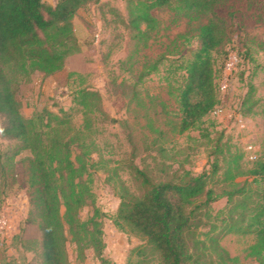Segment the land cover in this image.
<instances>
[{
	"label": "trees",
	"instance_id": "trees-1",
	"mask_svg": "<svg viewBox=\"0 0 264 264\" xmlns=\"http://www.w3.org/2000/svg\"><path fill=\"white\" fill-rule=\"evenodd\" d=\"M100 1L59 0L49 5L43 0H0L1 136L17 143L14 156L31 154V202L39 210L41 263L71 264V242L78 261L84 262L92 250L100 264H114L104 255L108 216L93 186L94 175L103 171L115 182L120 199L116 225L145 242L132 251L135 261L129 264H264V157L245 166L243 154L225 142L223 134L212 137L205 127V119L221 101L216 80L222 71L214 54L226 38L215 13L222 0H129L128 26L138 43H147L157 28L151 15L156 8L188 17L210 16L199 30L196 47L181 57L175 117L153 128L151 136L140 138L129 121L111 117L101 93L92 87L74 89L70 111L22 114L20 86L36 73L49 78L65 70L67 59L81 48L75 16ZM160 63L161 58L155 67ZM73 76L70 73L68 80ZM73 111L81 115L79 125ZM104 124L120 127L129 147L124 158H106L99 143ZM188 132L200 134L212 159L210 169L201 174L187 168L194 149L168 146L171 136ZM120 172L128 174L131 186L120 179ZM223 199L226 206L216 211L213 204ZM85 209L89 214L83 218ZM230 234L252 236L253 243L232 257L220 244Z\"/></svg>",
	"mask_w": 264,
	"mask_h": 264
},
{
	"label": "rangeland",
	"instance_id": "rangeland-1",
	"mask_svg": "<svg viewBox=\"0 0 264 264\" xmlns=\"http://www.w3.org/2000/svg\"><path fill=\"white\" fill-rule=\"evenodd\" d=\"M43 1L56 5L59 0ZM129 9V0H101L78 12L73 23L80 51L67 59L62 73L49 78L36 73L20 86L18 98L25 117L43 109L70 111L74 107L72 92L81 86L99 91L105 111L113 118L129 121L140 138L151 136L153 128H161L166 119L175 117V89L183 73L179 69L181 57L196 47L199 30L210 16L188 17L169 8H156L151 15L157 20V28L147 43H138L128 26ZM215 13L226 32L224 44L214 54L216 68L222 71L216 80L221 101L205 119V127L212 137L223 134V140L243 154L242 163L250 166L264 157V0H222ZM70 73L75 76L68 80ZM142 73L146 76L140 79ZM251 105L252 112L245 114ZM73 115L79 125L81 115L75 111ZM2 121L0 117V264H42L39 210L31 202V154L24 151L14 156L17 143L1 136ZM99 143L107 159L120 160L129 150L118 125H102ZM203 143L198 132H188L171 136L168 146L194 149L189 150L191 163L187 168L201 174L212 163ZM119 176L132 185L127 173L120 172ZM107 179L108 175L99 171L93 185L97 203L108 216L103 227L104 255L114 264H129L135 261L132 251L145 242L116 225L120 199L115 182ZM225 206V199L213 204L216 211ZM88 214L85 209L83 218ZM252 243V236L231 234L220 241L232 257ZM67 248L71 264H100L92 250L80 262L75 245L68 242Z\"/></svg>",
	"mask_w": 264,
	"mask_h": 264
}]
</instances>
